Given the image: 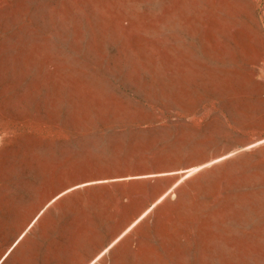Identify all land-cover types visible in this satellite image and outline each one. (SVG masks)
I'll list each match as a JSON object with an SVG mask.
<instances>
[{"label": "rangeland", "instance_id": "1", "mask_svg": "<svg viewBox=\"0 0 264 264\" xmlns=\"http://www.w3.org/2000/svg\"><path fill=\"white\" fill-rule=\"evenodd\" d=\"M0 93L159 264H264V0H0Z\"/></svg>", "mask_w": 264, "mask_h": 264}, {"label": "crops", "instance_id": "2", "mask_svg": "<svg viewBox=\"0 0 264 264\" xmlns=\"http://www.w3.org/2000/svg\"><path fill=\"white\" fill-rule=\"evenodd\" d=\"M0 98V264H159L170 256L164 240L143 233L149 210L111 211L76 155L40 153L42 138L31 145L23 101Z\"/></svg>", "mask_w": 264, "mask_h": 264}]
</instances>
